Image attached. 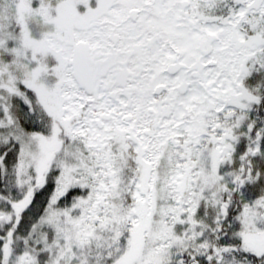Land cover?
I'll return each mask as SVG.
<instances>
[{"label": "snow or ice", "instance_id": "6c2138e0", "mask_svg": "<svg viewBox=\"0 0 264 264\" xmlns=\"http://www.w3.org/2000/svg\"><path fill=\"white\" fill-rule=\"evenodd\" d=\"M0 264H264V0H0Z\"/></svg>", "mask_w": 264, "mask_h": 264}]
</instances>
